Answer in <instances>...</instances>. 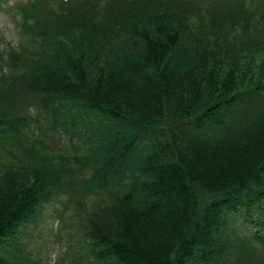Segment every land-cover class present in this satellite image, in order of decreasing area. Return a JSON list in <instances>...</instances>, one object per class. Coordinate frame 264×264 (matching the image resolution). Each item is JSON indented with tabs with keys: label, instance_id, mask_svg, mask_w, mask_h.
I'll list each match as a JSON object with an SVG mask.
<instances>
[{
	"label": "trees",
	"instance_id": "obj_1",
	"mask_svg": "<svg viewBox=\"0 0 264 264\" xmlns=\"http://www.w3.org/2000/svg\"><path fill=\"white\" fill-rule=\"evenodd\" d=\"M146 1L0 0V264H264V11Z\"/></svg>",
	"mask_w": 264,
	"mask_h": 264
},
{
	"label": "rangeland",
	"instance_id": "obj_2",
	"mask_svg": "<svg viewBox=\"0 0 264 264\" xmlns=\"http://www.w3.org/2000/svg\"><path fill=\"white\" fill-rule=\"evenodd\" d=\"M128 1L132 2L133 0ZM247 1L254 8V10L258 12L264 11L263 0ZM145 3L146 5L144 9L147 10H153L152 8L160 6L165 7L167 5L164 1L156 2L153 0H147ZM10 22L11 17L9 16V14L6 11L0 10V49H2L4 47V44L6 43L3 40H9L11 37ZM256 27L259 31H261V33H264V23L262 22L261 18H258ZM3 163L10 167V172L6 174V178L0 179V189L3 190V192L5 191V189L9 188L13 182H18L20 184L22 180L30 177V174L26 171L28 163H20V160H3ZM10 180H13V182L11 183ZM245 218H238V220H236V224L239 226L238 230H240V233L246 234L247 237L252 241H255L253 234L254 227L250 223L249 218ZM51 219L52 217L48 216L45 221L39 226V228L35 231L36 238L33 241L35 244L34 247H36V251L43 250L46 253L45 261L46 263L50 264L55 263L57 260L61 259L64 252V237L69 231V227L59 229V225L60 227H62L63 225L60 224L58 220ZM68 221L70 224L71 221Z\"/></svg>",
	"mask_w": 264,
	"mask_h": 264
}]
</instances>
